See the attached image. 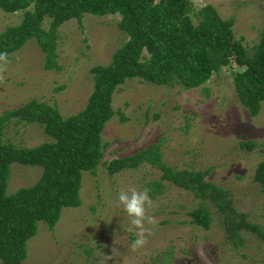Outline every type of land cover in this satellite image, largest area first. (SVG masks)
Wrapping results in <instances>:
<instances>
[{"label":"rangeland","instance_id":"rangeland-1","mask_svg":"<svg viewBox=\"0 0 264 264\" xmlns=\"http://www.w3.org/2000/svg\"><path fill=\"white\" fill-rule=\"evenodd\" d=\"M188 17L205 4L221 19H231V32L249 52L264 23V0H188ZM21 12L0 11V31L18 23ZM118 16L82 14L56 27L57 69H44L43 54L34 40H26L9 53L11 63L0 83V113L30 99L54 106L65 117L84 105L91 90L88 69L104 65L125 36L116 29ZM41 27H47L42 19ZM19 57V59H17ZM232 63L221 66L202 84L183 89L178 84L153 85L137 78L125 80L111 93L112 116L99 133L103 145L100 162L92 173L80 172L75 207L61 208L51 229L37 222L25 241L20 264H264V242L239 230L240 244L225 241L213 207L206 229L189 222L186 212L201 202L160 178L152 165L141 162L107 174L103 162L134 154L157 144L162 161L175 169L207 170L204 180L229 192L232 206L246 220L264 228V190L252 181L255 165L264 159V101L249 116L231 84ZM122 118V120L120 119ZM1 138L17 147L48 141L36 123H14L2 128ZM257 147L246 150L241 141ZM36 166L9 165L5 193L30 186L39 176ZM157 187L155 191L153 186ZM129 186L150 187L152 214L158 224L146 247L135 252V239L127 231L129 217L117 206V194ZM201 255H197V251ZM109 256L112 258L110 259Z\"/></svg>","mask_w":264,"mask_h":264},{"label":"trees","instance_id":"trees-1","mask_svg":"<svg viewBox=\"0 0 264 264\" xmlns=\"http://www.w3.org/2000/svg\"><path fill=\"white\" fill-rule=\"evenodd\" d=\"M189 10L188 0H0L1 12H21L17 24L0 31V52L11 53L32 39L43 54L44 69H57L55 29L64 21L79 22L84 13L116 14V29L125 36L106 64L88 69L91 90L74 114L62 117L54 106L34 99L0 113V264H20L25 257V241L34 234L36 223L51 229L61 208L79 204L80 172L92 173L100 162L103 145L99 133L113 113L111 93L125 80L137 78L153 85L178 84L189 89L232 63L239 69L231 75L237 101L249 116L257 113L259 102L264 101V23L247 52L241 39L232 35L231 19H221L205 4L196 11L197 20L192 23ZM42 19L47 21L45 29ZM11 118L14 123H36L49 140L33 147L5 142L1 132ZM238 145L246 150L257 147L251 140ZM259 150L264 152V143ZM141 162L154 166L161 179L201 200L186 212L191 224L207 228L211 210L202 201H208L226 242L240 244L242 229L264 242V228L236 211L227 190L204 180L207 170L166 165L157 144L112 158L103 166L107 174H112ZM11 163L36 166L39 176L30 186L5 193ZM251 179L264 190V159L255 165Z\"/></svg>","mask_w":264,"mask_h":264},{"label":"clouds","instance_id":"clouds-1","mask_svg":"<svg viewBox=\"0 0 264 264\" xmlns=\"http://www.w3.org/2000/svg\"><path fill=\"white\" fill-rule=\"evenodd\" d=\"M10 63L9 53L6 50L0 52V83L4 82L5 73ZM151 191L150 187L138 189L137 187L129 186L126 190L121 189L117 194V206L122 207L129 217L127 231L135 236L130 245L133 252L146 247L149 243V238L153 235L152 228L146 227V225L155 227L158 224V219L152 214L154 201L150 196ZM197 255H201L199 250ZM109 258L111 259L112 257L109 256Z\"/></svg>","mask_w":264,"mask_h":264}]
</instances>
